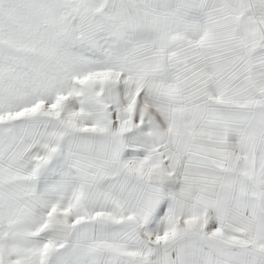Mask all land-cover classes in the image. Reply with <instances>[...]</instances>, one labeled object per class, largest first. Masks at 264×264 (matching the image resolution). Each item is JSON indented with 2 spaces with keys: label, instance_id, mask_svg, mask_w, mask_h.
<instances>
[{
  "label": "snow or ice",
  "instance_id": "obj_1",
  "mask_svg": "<svg viewBox=\"0 0 264 264\" xmlns=\"http://www.w3.org/2000/svg\"><path fill=\"white\" fill-rule=\"evenodd\" d=\"M0 264H264V0H0Z\"/></svg>",
  "mask_w": 264,
  "mask_h": 264
}]
</instances>
